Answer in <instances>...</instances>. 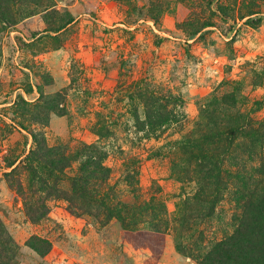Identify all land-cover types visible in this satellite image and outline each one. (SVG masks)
Masks as SVG:
<instances>
[{
    "label": "rangeland",
    "instance_id": "1",
    "mask_svg": "<svg viewBox=\"0 0 264 264\" xmlns=\"http://www.w3.org/2000/svg\"><path fill=\"white\" fill-rule=\"evenodd\" d=\"M262 200L264 0H0V264H233Z\"/></svg>",
    "mask_w": 264,
    "mask_h": 264
},
{
    "label": "trees",
    "instance_id": "2",
    "mask_svg": "<svg viewBox=\"0 0 264 264\" xmlns=\"http://www.w3.org/2000/svg\"><path fill=\"white\" fill-rule=\"evenodd\" d=\"M208 26V24L203 25V27ZM259 128V129H258ZM257 129L253 130V136L256 137L254 139H257L258 136H262V130L260 127H258ZM246 131V127H235L232 129V132H243ZM253 139V140H254ZM220 160H216L214 163H212L211 165L214 166V168L217 170V172H219L220 169ZM216 176L218 177V174H216ZM236 178V177H234ZM238 179H241L242 176H237ZM263 201V200H262ZM264 203V201H263ZM253 207V206H252ZM251 206L248 207V214H252L253 215V211H255V208L252 209ZM257 215H259V221L260 222H264V216L260 213H258ZM259 226H262L261 224H259ZM239 238L241 239V241L239 240L240 243H242L241 245H239V242L237 243L236 241L229 240L227 243L226 242H221L218 247H217V252L218 254L220 253V256H222V258H224L228 263L229 261H232L233 264H264V245L263 246H257L256 248L254 247H249L247 249V243L244 240V237L242 235L239 234ZM40 240L37 238H32L28 244L34 248L35 250H41L42 248H44L43 246L39 245ZM7 244V241H2V246L5 247V245ZM234 248H242L243 251H251L252 253H254L252 255L251 260L249 258H247V254H241L240 256L236 255L237 253L234 251ZM251 253V254H252ZM237 256V258H236ZM249 257V256H248ZM254 262V263H253ZM5 264H7V262H4ZM2 264V263H1Z\"/></svg>",
    "mask_w": 264,
    "mask_h": 264
}]
</instances>
